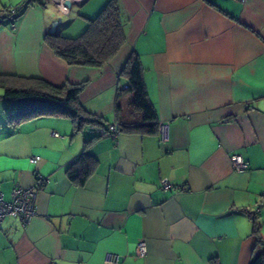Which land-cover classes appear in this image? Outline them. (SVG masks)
<instances>
[{"label":"crops","instance_id":"crops-1","mask_svg":"<svg viewBox=\"0 0 264 264\" xmlns=\"http://www.w3.org/2000/svg\"><path fill=\"white\" fill-rule=\"evenodd\" d=\"M22 1L0 0V16ZM107 1L71 0L66 13L32 3L0 22V75L86 82L82 107L119 123L115 137L95 139L88 125L75 132L55 115L13 126L0 87V191L8 199L43 179L35 216L1 223L0 264H105L107 252L124 255L122 264H250L252 214L264 237V0H118L125 41L109 61L77 66L56 56L44 41L52 22L75 38ZM132 52L157 121H170L166 143L133 129L144 121L132 93L118 95ZM83 151L94 169L77 185L67 170ZM232 153L245 171L233 170ZM141 240L144 257L134 254Z\"/></svg>","mask_w":264,"mask_h":264},{"label":"trees","instance_id":"trees-1","mask_svg":"<svg viewBox=\"0 0 264 264\" xmlns=\"http://www.w3.org/2000/svg\"><path fill=\"white\" fill-rule=\"evenodd\" d=\"M45 0H24L7 11L2 18L18 19L32 3L44 5ZM45 43L56 56L69 65L100 67L111 59L123 45V16L118 0H108L98 14L88 20L85 31L75 38H66L55 28L44 36ZM120 77L128 82L122 92L132 93L130 107L140 113L144 124L133 129L144 133L157 132L156 111L149 100L143 67L138 55L132 52L125 61ZM86 82L54 85L44 79L21 75H0L2 97L6 100L3 113L7 123L17 126L22 121L41 115L67 117L74 131L86 125L106 127L103 119L88 113L79 101V93ZM93 138H99L93 134ZM94 169V159L86 151L68 168L67 176L77 185H83ZM251 234L255 239L254 255L250 264H264V237L260 235L257 214L251 215Z\"/></svg>","mask_w":264,"mask_h":264},{"label":"built area","instance_id":"built-area-1","mask_svg":"<svg viewBox=\"0 0 264 264\" xmlns=\"http://www.w3.org/2000/svg\"><path fill=\"white\" fill-rule=\"evenodd\" d=\"M58 8L62 13H66L68 8L64 5V0H45ZM245 1V0H242ZM123 89H127L128 85H123ZM170 121L159 120L157 124V135L160 143H166L170 139ZM88 130L95 136L115 137L119 132V123L117 121L111 122L108 126L88 125ZM53 135L57 136L56 132ZM39 160V156L35 155L30 158L31 163H36ZM231 166L236 172H243L247 169V163L243 159L241 154L232 153L229 156ZM161 186L164 189H170L171 184L167 179H161ZM43 184L42 176L37 175L33 186L22 187L16 186L10 192V197L5 198L2 191H0V226L3 220L7 216H17L20 218L23 225H26L32 217L36 214V187ZM147 253L146 243L141 240L137 242L134 250V254L138 257H144ZM124 255L115 254L111 252L105 253L103 257V263L105 264H122Z\"/></svg>","mask_w":264,"mask_h":264},{"label":"water","instance_id":"water-1","mask_svg":"<svg viewBox=\"0 0 264 264\" xmlns=\"http://www.w3.org/2000/svg\"><path fill=\"white\" fill-rule=\"evenodd\" d=\"M71 0H64V5L67 7V8H70L71 7ZM56 25H57V21H54L52 22V24L50 25V28L48 29V32H53L56 28Z\"/></svg>","mask_w":264,"mask_h":264},{"label":"rangeland","instance_id":"rangeland-1","mask_svg":"<svg viewBox=\"0 0 264 264\" xmlns=\"http://www.w3.org/2000/svg\"><path fill=\"white\" fill-rule=\"evenodd\" d=\"M84 135H88V134L86 133V134H84Z\"/></svg>","mask_w":264,"mask_h":264}]
</instances>
